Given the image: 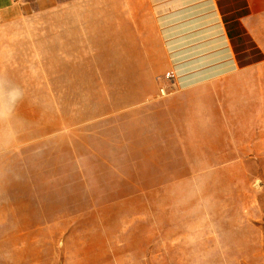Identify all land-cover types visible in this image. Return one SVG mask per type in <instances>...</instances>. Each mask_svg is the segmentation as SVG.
<instances>
[{"label": "rangeland", "instance_id": "obj_1", "mask_svg": "<svg viewBox=\"0 0 264 264\" xmlns=\"http://www.w3.org/2000/svg\"><path fill=\"white\" fill-rule=\"evenodd\" d=\"M102 1L0 24V264H264V139L182 134L149 23Z\"/></svg>", "mask_w": 264, "mask_h": 264}, {"label": "crops", "instance_id": "obj_2", "mask_svg": "<svg viewBox=\"0 0 264 264\" xmlns=\"http://www.w3.org/2000/svg\"><path fill=\"white\" fill-rule=\"evenodd\" d=\"M50 1L0 0V24L19 21L31 7ZM110 3L102 1L103 6ZM112 4L133 6L134 23H149V68L155 72L167 111L183 119L182 134L195 136L199 143H253L243 149L256 155L254 150L264 139V0H113ZM117 20L122 21V15ZM247 155L234 158L243 160ZM212 156L208 157L222 155Z\"/></svg>", "mask_w": 264, "mask_h": 264}]
</instances>
